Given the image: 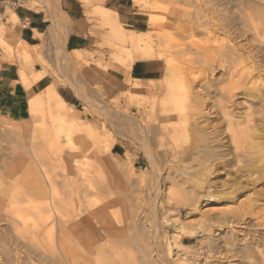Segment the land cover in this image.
<instances>
[{"label": "rangeland", "instance_id": "374dc122", "mask_svg": "<svg viewBox=\"0 0 264 264\" xmlns=\"http://www.w3.org/2000/svg\"><path fill=\"white\" fill-rule=\"evenodd\" d=\"M22 1L26 7L30 8L37 7V2L40 5L44 3L51 9L54 6V0ZM81 1L85 6L84 18L90 27L89 34L93 39V45L89 51L70 52L64 46V39L57 38V41L53 43L54 48H51L49 42H43L40 59L28 62L13 59L10 62L18 65L20 80L23 74L29 86L45 76L50 78L52 83L37 95L40 101L37 110L46 114L44 121L47 127L52 129L53 125L48 115L50 101L48 95L55 92L61 96L59 91L63 89L73 97L74 102L71 105L84 122L88 139L86 138V142L76 140L74 151H71L73 146L62 144V139L58 136L45 137L43 132L39 131L40 127H36L39 131V146L43 150L40 157L48 163L46 169L52 182L57 183L56 192L65 197L67 188L64 185V178L77 172V176L81 180L84 179L80 184L82 186L78 189L81 194L78 193L80 199L77 208H89L91 204L92 208H106L105 213L109 216L118 215L120 220L123 216L124 220L115 221L119 229L117 232H120L115 235L121 238L122 236L123 238L131 237L134 241L130 239L125 245L116 247L109 245L104 255L137 257L142 261L139 260V264H145L143 263L145 259L146 264H190V262L204 264L208 257H210L208 262L213 261L214 264H218L222 261L220 264H226L227 261L219 260L220 256L213 257L214 253L209 254L208 248L211 242L207 236L199 233V226L205 223L207 218L241 207L256 208V212L263 217L264 196L261 192L264 193V172L261 173L258 170L259 172L252 175L253 177H250L252 184L251 180H247L248 175L238 176L236 182H241L242 186H237L238 183L234 184L227 176L226 171L228 169L233 171L232 168L218 166L217 163L211 164L206 156L202 134L193 132L192 117L196 108L189 104V98L200 94L205 101L206 111L209 112L214 103L221 101L222 88L236 87L234 91L237 94L235 98L237 104L229 105L228 112L242 119L250 107L249 111H253L255 118L252 123L255 127L253 129H259L264 115V98L262 97L264 92V1L253 0L251 3L252 0L249 2L237 0L235 4L226 0L225 3L220 4L218 0L213 2L202 0V11H199L193 5L195 0L192 2L181 0L174 4L165 0L163 5L166 4L165 7L174 9L175 16L173 14L169 18L160 12L156 5L161 2L160 0L158 2L157 0H133L131 2L133 12L145 22L142 32H138L142 33L138 37L144 40L141 43L142 48L151 47L157 54L160 48L158 39L164 31L168 38L175 40L171 39L175 44L171 40L167 42L171 50L178 51L179 48L176 45L179 44V47L185 51L182 54L175 53L177 58L182 56L202 58L204 55L196 51L206 50L205 63L193 65L170 66L157 55L147 58L146 60L156 61L162 69L160 78L150 82L133 81L121 69L122 67L129 71L132 65L131 58L137 56L133 52L132 39L129 35L130 30L134 29L124 20H119L116 12L103 7L102 0ZM206 1L209 3L207 4ZM236 10L238 11L235 15L233 12ZM247 12L249 15L252 13L251 17L247 15ZM163 16L168 17L165 22L159 20ZM235 17H237L235 22L237 26L233 28ZM5 18L8 21H17V16L12 11H8ZM53 20L54 25L58 26V20L55 18ZM196 24L199 28L192 35L191 28H197ZM220 25H225L227 33L223 32L224 26L220 28ZM255 28H258V35L255 33ZM60 34L66 36L65 32L60 31ZM228 44L236 45L239 52L243 53L244 57H250L256 66L257 71L247 87L250 93L237 88L236 83L233 82L234 78L229 73L238 72L237 74L241 76L240 74L251 64L248 61L234 62L221 55L223 45ZM13 47L6 42V45L0 49V62H8L5 51L12 50ZM35 69L40 72H33ZM238 75L235 80L239 79ZM22 83L27 87L24 82ZM252 89H254L253 92H251ZM169 114L171 119L162 121ZM130 117L134 119L133 122L129 119ZM219 124L222 125V120L219 118L211 121L212 126ZM168 128H170L169 133ZM259 133L261 131L258 130L256 134ZM255 140L261 142L259 139ZM0 146V155H8L11 157L9 162L13 167L20 168L22 161L20 162L17 156L23 154L24 149L15 143L5 142ZM243 147L244 149L240 151L241 156L248 152L249 145L245 144ZM190 154H195L194 159ZM240 158L237 160H242ZM116 161H120L121 166L115 167ZM95 162L97 167L94 166ZM109 162L114 165L112 164L111 167ZM257 166L262 167L259 163ZM209 167L213 170L210 171ZM185 170L191 173L182 179L180 174ZM256 177H259L257 184H255ZM67 178L69 179L70 176ZM228 184L237 188L225 187ZM245 186L248 188L245 189ZM195 195L198 199L195 198L199 200L196 205L193 203ZM57 207L70 208L69 204L67 207L65 204ZM111 222L113 223V220ZM117 223H123V225L119 224V226ZM2 226L6 227V224L0 223V227ZM213 230L215 233H213V239L217 244L222 243L221 239L225 237L229 229L215 225ZM103 238L105 236L101 234V239ZM104 240L107 241V239ZM175 240H181L184 248L179 250ZM28 253L25 252L26 255ZM29 255L26 257L31 258L34 263L41 261L38 260L39 255L32 253V256ZM180 257L183 261L178 260ZM232 264H238V262H232Z\"/></svg>", "mask_w": 264, "mask_h": 264}, {"label": "bare ground", "instance_id": "6f19581e", "mask_svg": "<svg viewBox=\"0 0 264 264\" xmlns=\"http://www.w3.org/2000/svg\"><path fill=\"white\" fill-rule=\"evenodd\" d=\"M87 1L88 0H86V2ZM160 1L161 2H159V4H156L158 5L160 12L170 18V16L174 14V9H172L173 7L167 8L165 7L166 4L163 5L165 0ZM167 1L173 4L179 1L181 2V0ZM211 1L213 2L215 0ZM236 1L237 0H229L231 3H235ZM188 2H192V0H188ZM206 2L207 4L209 3L208 1ZM212 2L211 4H213ZM225 2L226 0H218V3L220 4ZM247 2H249V0ZM250 2L252 3L253 0ZM190 5H195L197 10L202 11V0H195V3L193 5L190 3ZM251 7H253L252 4ZM237 11L238 10L234 11L233 14L236 15ZM248 13L249 12H247V15L251 17L252 13L250 12L251 15ZM167 16H163L159 20H163V22H165L168 18ZM173 16H175V14ZM260 18L261 17H259V19ZM236 21L237 17L234 18L233 28L237 26L235 25ZM250 21H248V23ZM197 24V28H191L192 35L195 33L196 29L199 28ZM225 25L219 26L220 28L221 26H224L222 27L223 32H226L227 30ZM257 29L255 28L256 35L259 34ZM228 31L230 32V30ZM235 32L237 33V31ZM3 33L4 29H2L0 33V49L6 45ZM163 33L164 34L161 32V35L159 36L158 41L160 48L158 49V53L155 54L151 47L146 46L142 48L143 44L141 45V43L144 40L138 37L139 33L134 30H130L129 35L132 39L131 43L133 45V52L137 54V56L131 58V63H134L137 59L146 60L147 58H151L155 55H157L159 59L168 63L170 66L173 64L193 65L196 63H205V58L207 57L206 50L203 49H198V51H196L198 54L204 55L202 58H186L185 56H182L181 58L175 57V53L182 54L185 53V51L179 47V44L176 45V47L179 48L178 51L175 52L171 50V48L167 45V42L168 40L174 39L170 36V38H168L164 31ZM213 37H211V39ZM173 43L175 44V42ZM222 48V54L219 51L218 52L225 58L234 62L248 61L251 64L250 67L246 68L243 73L240 74L241 76L237 74L238 72L229 73V75L234 78L233 82L236 83L237 88L241 91H248L250 93V89L247 87L250 85L254 78V73L257 71L255 64L251 61L252 59L248 56L244 57V55H242L243 53L241 54L239 52L240 50L236 45H223ZM41 54V46H30L24 42L20 44L18 42V45L14 46L12 50L5 51V58L8 62H12L13 59L19 60L20 62H28L30 60L40 59ZM252 57L254 58V56ZM234 62L232 63L234 64ZM237 75L239 79L235 80ZM21 81L26 84L27 88L30 87L29 84L25 82L23 74H21ZM235 88H222L221 101L214 103L209 112L206 111L207 108L205 107V101L200 94L189 98V104L196 108L192 117L193 132H197L198 135L202 134V142L204 143L203 145L206 150V156L211 164L217 163L218 166L221 165L225 168L229 167L233 169V171H229L228 169L226 172L227 176L229 179L231 178L230 180L231 182H234V184L238 183L236 180L240 175H242V177L243 174L248 175L249 178L247 180L250 181V177L255 175L256 172H264V169H262L264 166V115L261 118L263 119L262 124H259L258 130L259 132L261 131L259 134H256L258 130L253 129L254 124L252 125V123H254L253 121L255 118L253 111H249L251 110L250 107L248 108V113L246 112L242 119L236 118L235 115H231L227 108L230 107L229 105L236 106L237 104L235 99L237 95L234 91ZM254 89H252L251 92H253ZM262 97L264 98V92ZM48 99L50 100L48 115L53 122L52 129L45 125L44 116L46 114L37 110L40 104L37 96L30 99L21 112L15 113L10 117L0 116V142H6L8 144L15 143L24 149L23 154H19L17 156V158L20 159V162L22 161V166L18 169L14 168L12 163L9 162L11 157L6 154L0 155V223L6 224V227H0V264H36L31 258L26 257L28 254H30L29 256H32L31 253L39 255L38 260L41 261L37 264H139L138 261L140 259H137V257L132 258L130 256L131 258H126V255H122L124 257L118 255H104V251L109 247V245L115 247L118 245H125L130 241V239L132 240V238H123V228L121 232L122 238L115 235L120 234L119 231L117 232L119 229H117L118 226L115 221H122L123 216L121 217V220L118 215L109 216L105 213L106 208H92L91 204H89V208H77V203L80 199L78 193L79 195L81 194L78 189L82 186L80 184L84 180H81V178L77 176V172L69 174V179L67 178L69 176L64 178V185L65 188H67V192L64 194L66 198L62 197L59 192H56L57 190L55 188L57 183L52 182L51 177L48 175V170L46 169L48 163L40 157L43 150L41 149V146H39L38 142L39 131L43 132L45 137H47V135L58 136L62 139V144L74 147L71 148V151L76 149V140L79 139L85 141L88 136L85 133L86 129L84 128V122L80 119L78 113L75 109H73L71 104L63 100L61 96L55 92H51L48 95ZM214 108H216V110H214ZM131 118L132 117L129 118L131 121L134 120ZM218 118L222 120V125L219 124L212 126L211 121ZM170 119L171 115L169 114L166 115L162 121ZM255 121L257 122V120ZM36 127H40V130L38 131ZM167 131L169 133L170 128H168ZM255 139H259L261 142H256ZM245 144L249 145V148H247L248 152L241 156L240 151L244 149L243 146ZM23 155H25L26 158H24L25 156ZM194 155L195 154L191 155L192 159H194ZM239 157H241L240 159L242 160L238 161L237 158ZM149 159L152 160L151 158ZM96 163L97 162H95V164ZM257 163L263 166L259 167L257 166ZM110 164L112 167L113 163L109 162V165ZM115 164V167L121 166L120 161H116ZM94 166L97 167V164ZM154 166V162H152V167ZM212 167H209L210 171ZM236 167L238 168L234 169ZM92 170H94V168H92ZM190 173L191 172H189V170H185L181 172L180 176L184 179ZM259 177L255 178V180L257 179L256 183L254 182L255 184H257ZM252 179L254 180V178ZM240 183H238L237 186H242ZM250 183L252 184V180ZM255 184L254 186H256ZM231 185L232 184H228L225 187H230ZM247 186H245V189L248 188ZM231 187L234 189L237 188L234 186ZM238 189L241 190L240 187H238ZM261 193L264 196V193ZM195 197L196 195L193 198V203L196 205L199 200ZM64 204L66 207L69 204L70 208L57 207L58 205L63 206ZM263 217L259 214V212H256V208H251V206L248 208L241 207L237 210L235 209L229 212H224L216 217L213 216V218H207L205 223L199 226L198 231H200L199 233L202 235L207 236L208 240L211 242L208 252L209 254L214 253L213 257L215 255L220 256V258L217 257L219 260H225L229 264H232V262H238V264H264ZM111 220H113V223ZM117 224L123 225V223ZM215 225L218 227H228L229 229L228 232H226L225 237L222 238L223 240L221 239L222 243L216 244V241L213 239V229ZM101 234L104 235L105 238L101 239ZM139 235H141V233ZM104 239H107V241L105 242ZM180 241L181 240H175L176 243L174 242L175 245L178 246L179 250L180 248H184ZM143 247L145 248V246ZM25 252L29 253L26 255ZM185 254H188V252ZM207 259L209 260L210 257ZM178 260L183 261L181 257L178 258ZM208 260L205 261L204 264H214L213 261L211 263L208 262ZM145 261L146 259L143 263L146 264ZM225 261L224 263H226ZM147 263L149 262L147 261ZM192 263L190 262V264Z\"/></svg>", "mask_w": 264, "mask_h": 264}, {"label": "crops", "instance_id": "0c3cea01", "mask_svg": "<svg viewBox=\"0 0 264 264\" xmlns=\"http://www.w3.org/2000/svg\"><path fill=\"white\" fill-rule=\"evenodd\" d=\"M132 1L102 0V6L116 12L119 20H124L137 33L142 32L145 22L133 12ZM53 5L51 9L44 3L40 5L37 2V7L30 8L26 7L22 0H0V30L4 29L3 36L6 42L12 46L18 45V42L30 46H41L43 42H49L51 48H54L53 43L57 38H62L65 48L70 52L89 51L93 39L89 34L90 27L84 18L83 2L54 0ZM8 11L16 14L17 21H8L5 18ZM54 18L58 20V26L54 25ZM60 31L65 32L66 36L61 35ZM121 69L131 80L139 82L156 81L162 72L156 61L142 59L132 63L129 71L122 67ZM33 72L40 71L35 69ZM51 83L50 78L45 76L27 88L20 80L18 65L0 62V116L10 117L21 112L30 99L42 93ZM59 93L63 100L73 105V97L68 91L63 89Z\"/></svg>", "mask_w": 264, "mask_h": 264}]
</instances>
